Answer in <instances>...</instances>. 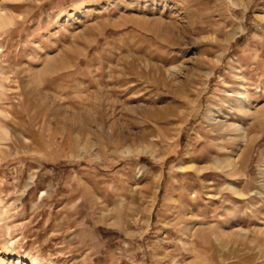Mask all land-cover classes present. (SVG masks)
I'll list each match as a JSON object with an SVG mask.
<instances>
[{
	"label": "rangeland",
	"instance_id": "374dc122",
	"mask_svg": "<svg viewBox=\"0 0 264 264\" xmlns=\"http://www.w3.org/2000/svg\"><path fill=\"white\" fill-rule=\"evenodd\" d=\"M1 14L0 259L264 264V0Z\"/></svg>",
	"mask_w": 264,
	"mask_h": 264
},
{
	"label": "bare ground",
	"instance_id": "6f19581e",
	"mask_svg": "<svg viewBox=\"0 0 264 264\" xmlns=\"http://www.w3.org/2000/svg\"><path fill=\"white\" fill-rule=\"evenodd\" d=\"M8 1H9V0H8ZM14 1H15V0H14ZM2 15H3V14L0 15V21H1V22L7 21L6 18H5V16H4V15L2 16ZM0 260H1V264H7V263H6V259L1 258ZM10 264H13V262L10 261ZM20 264H36V263L31 262V263H20Z\"/></svg>",
	"mask_w": 264,
	"mask_h": 264
}]
</instances>
